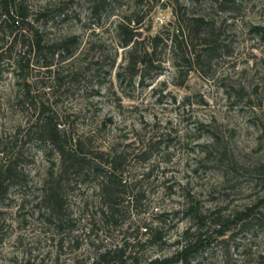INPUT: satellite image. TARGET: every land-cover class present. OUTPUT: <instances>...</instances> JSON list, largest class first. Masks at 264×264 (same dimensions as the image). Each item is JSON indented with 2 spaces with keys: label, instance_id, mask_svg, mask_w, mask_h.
Instances as JSON below:
<instances>
[{
  "label": "rangeland",
  "instance_id": "374dc122",
  "mask_svg": "<svg viewBox=\"0 0 264 264\" xmlns=\"http://www.w3.org/2000/svg\"><path fill=\"white\" fill-rule=\"evenodd\" d=\"M22 1L24 28L43 33L46 58L61 40L76 46L44 69L21 46L8 49V32L0 35V152L21 150L25 177L1 204L0 264H93L114 249H123L122 264H147L180 251L187 231L199 244L188 263L174 264H264V0H105L97 11L96 0ZM193 18L208 23L216 52L194 40L187 62L160 46L157 68L141 67L145 79L118 78L131 50L120 23L141 21L135 40L144 52L151 38L179 34V23ZM20 54L23 71L8 63ZM25 83L70 140L125 153L128 184L144 197L125 196L107 217L100 179L67 176L64 209L52 218L43 185L58 160L34 134L38 116L22 100ZM188 205L199 219L186 214Z\"/></svg>",
  "mask_w": 264,
  "mask_h": 264
},
{
  "label": "trees",
  "instance_id": "16d2710c",
  "mask_svg": "<svg viewBox=\"0 0 264 264\" xmlns=\"http://www.w3.org/2000/svg\"><path fill=\"white\" fill-rule=\"evenodd\" d=\"M105 0H96L93 10H96L102 2ZM97 11V10H96ZM28 18L26 13V7L22 0H0V35L8 32L7 38L11 40L6 42L5 45H9L8 49L11 51L15 46H21V51L25 50V53L34 55L37 61L32 64L41 68H50L52 62L57 54L62 59H68L72 57L76 42L74 38L61 40L54 45L57 49H53L50 59L46 58V45L44 44L43 33L37 29L24 28V24ZM180 22V21H179ZM135 24L134 26L132 24ZM179 34L173 33L167 39H164L161 34L151 38L149 47L144 49V52L139 50L140 41L135 40L138 36L139 26L141 21L136 22H124L118 26V31L121 36V44L124 47L130 46L128 64L122 66V70L118 73V78L121 80L123 73L130 76V78L139 77L144 78L145 75H140L142 72H150L155 66V58L160 46H169L173 50L174 54L177 49L179 52L176 54L178 58L187 62L186 60V47H189V42L194 40H201L200 45L207 46L204 49L205 53L210 54L217 51V47L213 44V34L210 30H207L208 23L203 18H193L188 21L179 23ZM258 30L264 31V28H258ZM24 32H30L29 41H23L21 38H25ZM182 38V39H181ZM206 40V41H205ZM209 40V42H208ZM169 42L171 43L170 45ZM199 42V41H198ZM206 42V43H204ZM208 42V43H207ZM194 47V45H193ZM57 50V51H55ZM141 53V54H140ZM3 55V54H2ZM201 55H196L195 62H198ZM0 56V68L1 60ZM25 58L20 54L17 58L10 57L8 59L9 65L14 67V70H25L24 65ZM31 66L30 61H28ZM36 64V65H35ZM140 67V68H139ZM32 85L25 83L24 93L22 100L28 106H32L37 113L36 125L34 127V134L38 136L40 144L46 143L51 147V152L57 155L58 170L52 173L50 178L44 182V196L42 201L48 206L49 215L52 218L60 217L64 209L63 198V184L64 179L67 176H75L80 179H87L89 177H95L100 179L98 189L100 191V200L105 206V212L103 214L107 217L115 216L117 208L120 206L121 200L129 195V201L136 203L140 201L144 195L141 192H135L131 185L128 184L126 179V160L127 155L125 153H106V152H94L90 149V143L81 139H69L64 131L59 127V123L54 121V116H46V105L35 103V99L31 96ZM30 102V103H29ZM35 113V114H36ZM39 123V124H38ZM31 131L33 128L29 129ZM0 156V209L1 204L6 200L8 196V190L11 185H23L25 181L24 173L20 168L22 151H15L10 148L3 149ZM252 209H247L245 212L240 213L238 219L241 222H247L251 218ZM188 216H192L195 219H199L200 216L196 212L193 205H188L185 210ZM2 212L0 211V217ZM164 214L159 215V218L164 217ZM0 225V230H1ZM158 233V230H156ZM186 244L182 249L178 251L172 257L164 259L151 260L147 264H174L179 261L188 263L189 253L197 249L198 242H194L189 238V232L187 231L185 237ZM123 258V249L108 250L100 253L93 264H110L115 262H121ZM26 264H30L27 262Z\"/></svg>",
  "mask_w": 264,
  "mask_h": 264
}]
</instances>
